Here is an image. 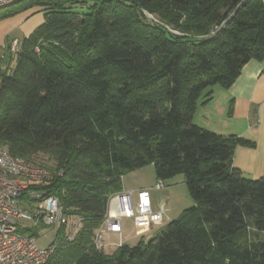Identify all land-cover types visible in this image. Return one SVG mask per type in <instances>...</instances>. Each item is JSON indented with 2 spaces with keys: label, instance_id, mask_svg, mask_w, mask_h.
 Wrapping results in <instances>:
<instances>
[{
  "label": "trees",
  "instance_id": "obj_1",
  "mask_svg": "<svg viewBox=\"0 0 264 264\" xmlns=\"http://www.w3.org/2000/svg\"><path fill=\"white\" fill-rule=\"evenodd\" d=\"M33 8L43 22L0 50V146L52 170L36 189L79 220L46 264H264V175L232 165L255 143L193 122L264 60L263 1L16 0L0 19ZM150 164L163 183L182 174L193 205L148 241L95 249L122 177Z\"/></svg>",
  "mask_w": 264,
  "mask_h": 264
},
{
  "label": "built area",
  "instance_id": "obj_2",
  "mask_svg": "<svg viewBox=\"0 0 264 264\" xmlns=\"http://www.w3.org/2000/svg\"><path fill=\"white\" fill-rule=\"evenodd\" d=\"M14 1L0 0V7ZM18 43V39L11 40L8 49L15 51ZM5 48L0 45L1 51ZM53 179L52 170L13 156L6 147L0 146V264H46L54 254L58 244L40 247L38 238L30 233L31 229L24 222H30L32 229L43 226L56 233L64 226L67 240L75 235L79 220L70 224L59 199L41 195L36 189ZM164 187L162 180H155L154 189ZM167 210L165 203L153 208L149 190L116 193L109 199L106 216L95 230L92 244L95 249L104 250L108 246L105 234H120L123 218H131L135 227L147 230L152 225H160Z\"/></svg>",
  "mask_w": 264,
  "mask_h": 264
},
{
  "label": "crops",
  "instance_id": "obj_3",
  "mask_svg": "<svg viewBox=\"0 0 264 264\" xmlns=\"http://www.w3.org/2000/svg\"><path fill=\"white\" fill-rule=\"evenodd\" d=\"M262 1L264 4V0ZM34 14L36 15L32 17ZM43 14V11L38 8H33L18 14L20 25L26 28L25 36H28L43 22ZM212 90V98L207 103H200L196 107L193 115V122L224 136L236 135L252 140L255 143V146L252 148L242 146L236 147L232 158V165L240 169L246 177L258 178L263 176L264 60H249L242 67L239 76L230 87L221 88L219 86H213ZM124 177H122V191L146 189L151 192V190H153V187L147 186L149 185L147 183L126 185L124 183ZM152 205L154 209H157L153 202ZM165 215L166 213L164 216ZM164 216L160 225L164 223ZM149 230L150 228L147 230L140 229V233L143 234ZM109 235L117 237L120 244H123L122 231L120 234H105V236Z\"/></svg>",
  "mask_w": 264,
  "mask_h": 264
},
{
  "label": "rangeland",
  "instance_id": "obj_4",
  "mask_svg": "<svg viewBox=\"0 0 264 264\" xmlns=\"http://www.w3.org/2000/svg\"><path fill=\"white\" fill-rule=\"evenodd\" d=\"M35 15L36 14H34L32 17H34ZM18 18L19 15L17 14L11 17L0 19V45H5L14 38L21 40L23 37H25L26 28H23V26L20 25ZM124 176V183L126 185L147 183L149 184L147 186L153 187L155 184V176L152 164L146 165L141 169L129 172ZM164 185L165 187L163 189L156 190L153 188V190H151L150 192L151 201L157 208L162 203H165L168 208V212H166V215L164 216V223L160 226H150L149 231L141 234L140 229L134 226L133 220L131 218H123L121 220V224L124 245L135 246L140 242V240L148 241L151 237L158 234L168 222L173 219H177L184 209L189 208L193 205V200L187 191L184 176L182 174H177L167 180H164ZM75 221V218H70L69 222L73 224L75 223ZM24 225L30 228V233L38 238L37 243L40 247H47L48 245L54 243L56 231H53L51 228L39 226L32 229L30 222H24ZM105 239L108 243V246L104 249V253L107 255H111L117 250L118 245L120 244L119 239L112 235L105 236Z\"/></svg>",
  "mask_w": 264,
  "mask_h": 264
}]
</instances>
